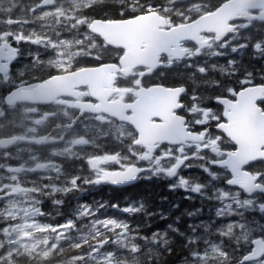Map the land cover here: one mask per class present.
Returning <instances> with one entry per match:
<instances>
[{"label": "flooded vegetation", "instance_id": "af4514ba", "mask_svg": "<svg viewBox=\"0 0 264 264\" xmlns=\"http://www.w3.org/2000/svg\"><path fill=\"white\" fill-rule=\"evenodd\" d=\"M58 2L55 0V6L51 8L56 7ZM201 2L203 0L193 4L185 2L178 6H169V9L181 18L184 17L179 23L175 24L172 21L171 23L178 25L192 21V15L203 13L204 5ZM42 3L43 0H3L0 32L14 34L23 32L25 35L38 32V26L32 19L29 20L28 15H25L27 12H21L20 8L24 5L30 9L28 14H33L46 9L40 8ZM257 14L259 15V12ZM188 17L191 19H187ZM19 24L23 25L21 30L18 28ZM236 25L237 30L225 36L224 41L221 42L211 33H202L198 42L183 41L181 49L185 58L174 60L172 59L174 54L164 55L161 58V65L155 70H152L150 63H141L130 71L122 64L124 49L107 46L94 36L93 38L99 43L95 50L67 61L65 58L68 53L59 54V57L65 59L62 62L58 61L64 65V69L59 73L60 76L83 69L104 68L106 79L113 78V84L104 85L101 89L111 92L108 102L124 107L125 111L119 110L124 111L125 116L128 117L134 116L139 111L138 108L133 109L135 106H144L146 99L152 98L151 89L155 87L179 92L178 94L171 92L169 95L170 98L178 95L176 103L172 104L175 109L170 114L177 120L182 131L190 135L192 138L190 141L178 145L140 142V134L133 126L118 122L104 114L85 111L100 104L99 100L91 95L89 87L80 88L77 98L58 97L63 103L17 106V110L21 113L24 108L30 107H36L37 111L24 115L29 126L26 131L22 128H14L13 135L45 139L48 143L44 145L18 143L9 151H0V163L22 168L21 172L0 169V176L4 177L2 182H9L10 178L15 176L17 182L22 185L34 186L41 190L40 207L46 213L43 217H39L42 223L70 224L71 228L77 229L69 232L76 240L64 241L65 248L62 254L67 250L71 252V249H68L71 243H82V237L88 233L87 230L93 229L94 225L100 228L101 224L98 222L104 218L105 213H111L114 217L113 214L119 213L120 210H124L130 219H136L145 211H155V214L149 215L148 221L142 223L140 228L141 226L157 228L148 234L149 239H152L153 233H156L157 241L169 237L174 242L182 238L168 229V225L183 232L189 222L193 225L200 222L199 213L195 216L188 215L201 208L198 203L203 191H194L197 186L210 187L212 177H216L222 180L229 190H237L230 188L225 182L236 177L222 164L229 159V156L234 155L238 148L223 132V128L230 123L228 115L234 114L233 107L238 95L250 87L264 85V79H261L264 77V50H255L257 43L264 46V22L260 17H253L251 21H239ZM19 48L21 56L11 66L14 72L25 70L27 79L33 76L44 79L57 74L53 71L56 65L48 64L51 51L31 44H20ZM233 48H237L235 53L232 52ZM141 49H146V43ZM218 52L220 54L217 57ZM35 53H39L43 58L40 63L45 67H40L38 64L33 72L26 68ZM3 91L2 89L1 95ZM96 93L102 94L100 90ZM77 99L80 101L79 105ZM172 105L169 109H172ZM258 106L264 112V104L259 102ZM35 120H41L42 123L36 124ZM103 124L106 128L109 127V130H105ZM32 128L36 130L30 131ZM2 136L0 132V137ZM80 138H84L88 143L72 144L73 140ZM213 148L218 149L221 154L218 155ZM89 161L95 162L97 167H92ZM39 164H46L47 167L39 168L37 167ZM128 169L144 170L130 186L142 182L146 186L145 192L151 193L156 191L150 188L162 187V192L156 194L155 201L160 204L158 207L155 205L152 208L147 199H143V194L139 195L138 199L134 198L136 194L128 195L130 198L123 201L110 197L111 191L113 194L115 189L129 186L113 187L104 181L106 176ZM247 172L251 175L264 173V160L249 163ZM243 173L244 168L240 170L239 175ZM76 177H79L77 184L72 185L71 180ZM260 179L264 182V177ZM53 186L64 191L52 193ZM256 195L264 199V194L256 193ZM54 200L63 203L56 204L53 203ZM184 202L186 205H183ZM159 208L160 211L157 212ZM81 211L87 214L79 216ZM244 218H247L249 223H256L257 226L264 225V216L259 211H247ZM130 226L138 229L133 233L140 231L138 225L130 224ZM66 230L67 228L62 229L64 232ZM39 235L45 234L37 233L36 237ZM260 235L262 236L260 239L264 240L263 231ZM88 243L96 244L98 238H92L90 241L88 239ZM56 255L60 253H53L51 258H55ZM51 258L40 260L37 256L30 261L27 256H22L18 264H46Z\"/></svg>", "mask_w": 264, "mask_h": 264}, {"label": "snow or ice", "instance_id": "6c2138e0", "mask_svg": "<svg viewBox=\"0 0 264 264\" xmlns=\"http://www.w3.org/2000/svg\"><path fill=\"white\" fill-rule=\"evenodd\" d=\"M75 8L77 10L81 9V5H84L85 11L89 8L95 7L96 5L91 2V0H72ZM55 0H43L42 7L44 5L54 4ZM118 12L117 15L121 18L119 20L114 19H98L96 17H91V23H89L88 16L77 17L75 14L65 17L70 23L67 27L73 30H78L79 27H84L88 30L99 32L97 25L110 26L114 24L131 23L133 21H142L148 30V41L147 45L150 54L143 60L144 63H149L153 60L159 58L162 51H168L173 45L179 46L180 39L184 37L177 35V25L171 23V19L162 13H167L170 11L167 4L161 2L157 3L156 0H123L122 3L116 5ZM237 11L234 13L235 16L247 17L249 16L248 9H264V0H247V3L236 5ZM190 10V8H189ZM59 13L57 16V24L60 23V17H64L63 11L57 9ZM52 12L46 11L43 17L52 15ZM264 16V11L261 12ZM183 16V14H181ZM41 17V19H43ZM187 19H191L188 17ZM209 23H215V21H210ZM247 26V25H245ZM195 29V25L192 26ZM199 31V29H195ZM56 35H60L59 32ZM11 38V39H9ZM219 38V37H218ZM77 43H82V41H77ZM20 44H31L37 46V48L43 47L48 51L54 52L60 45L66 47H71L72 42L70 40L61 39L58 42L52 41L51 37L47 34L40 35L38 33H33L32 35H24L23 33L14 34L11 32H0V89H3V94L0 95V120L13 118V114L17 111V106L20 104H30L38 105L42 103L59 104L63 101L58 100V97L63 94H67L69 90L74 86L72 80L63 79L59 75L60 71L64 69V65L55 61L53 59L48 60L49 65H56L53 71L57 73L56 75L49 76L47 78L41 79L40 77L33 76L31 79H27V73L25 70L19 72H14L12 69V64L18 60L21 56V51L19 48ZM210 46V45H209ZM247 47V45H243ZM255 50H264V46L260 43L255 45ZM236 48L232 49L235 53ZM99 58V57H94ZM43 58L39 53L32 55V60L30 65L26 69H31V71L36 70V66L39 64L40 67H45L41 64ZM203 71V69H201ZM264 79V77H261ZM35 81V82H33ZM97 100H102V97L93 91L91 93ZM80 104L79 99H77V105ZM261 104H264V99L261 100ZM37 111L36 107L24 108L21 115H29ZM227 116V113H225ZM259 119L264 122V112L259 114ZM36 124H41V120H35ZM35 128L30 129V131H35ZM169 133L180 134L182 129L178 126H171L168 129ZM17 137H13L9 140H0V146H6L12 144ZM88 141L84 138L76 139L72 141L73 145L76 144H87ZM237 144L241 146V152L237 153L233 158L224 161V165L228 167L234 174H238L235 179H228L225 182L229 185L236 187V191L233 193V202L236 205V210H232V204L229 203L225 207L229 210V216H235L237 219L230 220L226 225L229 232L233 231L234 228L239 231H255L251 224L243 219L244 212L246 211H259L262 216H264V199H261L256 193L264 194V182L261 181V177H264V173H258L251 175L247 172V165L251 163L245 153L248 151V145L237 140ZM264 147V146H262ZM71 151V149H67ZM213 151L218 155L221 154L218 149L213 148ZM257 159L264 160V156H259ZM92 167H97V164L93 161H89ZM39 168H46V164L37 165ZM244 168L243 175H239L241 168ZM0 169H4L8 172H21V167L6 166L0 163ZM134 173L132 176L127 177L128 179L134 178ZM171 175V173H170ZM79 177L71 180L72 185L77 184ZM216 179V177H212ZM4 177L0 176V264H18V261L22 256H27L31 261L36 259L37 256L40 260H47L51 258L53 253L59 252L62 254L64 248L61 247V241L71 240L62 229L71 228L70 224L63 225H50L42 223L39 217L46 215L42 211L40 204V192L41 190L34 186H25L17 182V177L12 176L9 182H2ZM100 181H97L99 183ZM118 183L119 181H113ZM28 182H25L27 184ZM47 188V185L45 186ZM64 191L61 188L53 186L51 188L52 193ZM194 191L199 192L200 187L197 186ZM222 192L220 196L221 200L229 197V193L219 190ZM53 203L62 204L63 201L54 200ZM243 210V211H241ZM127 211V209H126ZM200 210L196 212L188 213L189 216H195ZM87 213L81 211V215H86ZM216 217L224 219V208H218L216 210ZM179 220V217H177ZM108 227L109 223L114 224L115 228L123 227L124 231H127V225H121L115 220L111 221H99ZM214 223V221H213ZM203 226L204 233L210 231L211 225L206 224H189L188 229L191 230L192 235H186L180 232L179 229L174 228L172 225H168L167 228L171 229L172 232L177 233L183 239L182 247L187 251V255L182 257L181 264H197L198 261L206 264L208 260V246L212 245V250H216V245L204 236H196V230ZM224 227V225H221ZM264 229V225L259 226ZM115 228L112 229L115 231ZM37 233L45 234L43 238H36ZM47 233H54L53 237L47 235ZM93 238L102 235L96 230L95 225L92 229ZM217 235L226 236L227 233L221 232L217 229ZM156 233H153L152 239L155 240ZM83 243H71L69 247L73 251H78L83 248L86 243H88V236L82 237ZM147 240V237H143ZM117 243L116 240L112 241ZM203 242L205 245L204 249L201 250L200 244ZM109 243V240L105 238L104 240L98 241L96 245L85 253H80L69 257V264H77V262H83L86 259L92 261V264H121L115 257V252H104L103 255H97L105 245ZM165 244L169 245V254L172 251L171 244L173 241L165 240ZM123 247V245H119ZM133 253L138 252L139 248L133 246L130 249H126ZM239 250V248L237 249ZM150 251V250H149ZM34 253L36 255H34ZM226 255V253L224 254ZM255 258L264 259V253L253 252L251 249L249 253L242 256L238 264H250V261Z\"/></svg>", "mask_w": 264, "mask_h": 264}, {"label": "water", "instance_id": "95a60500", "mask_svg": "<svg viewBox=\"0 0 264 264\" xmlns=\"http://www.w3.org/2000/svg\"><path fill=\"white\" fill-rule=\"evenodd\" d=\"M245 3H247V0H230L223 4L214 13L205 16L194 23L177 27V35L184 37L183 39H180L179 44L183 40H196L197 36L201 32H214L219 38L226 36L230 32H233L234 28L230 27L229 24L240 18L239 16L234 15V13L237 11L236 5H243ZM257 10L260 9H248V11ZM262 10L264 11V9ZM260 17L262 20H264V16L260 14ZM210 21H215V23H209ZM193 25H195V29H199V31H195V29L192 27ZM97 28L99 29L98 33L91 30L89 31L94 35L99 36L103 41H105L107 45L117 48H124L126 50V54L122 60V63L130 71L142 63L145 57L150 54L147 45L149 38L148 30L147 26L142 21H133L131 23L114 24L110 26L97 25ZM144 43H146V51L141 49ZM172 47H175L176 50L179 48V46L177 47L175 45ZM171 48L168 51H162L160 56L162 54L172 52ZM159 58L151 61L154 64L152 66L153 69L157 67L156 64L158 63ZM103 70L104 68L86 69L62 76L61 78L63 79L72 80L74 86L67 94L60 96L77 97L78 94L75 93V90L81 87H89L92 93L93 91L97 92L98 90H102L101 88L104 85L111 86L113 84V78L106 79ZM171 92L172 91H166L163 88L152 89V98L146 99L144 106H135L133 109L138 108L139 111L134 116L126 117L124 112L125 110L121 113V109L119 110L117 104L108 102L111 92L101 91L102 94L100 96L102 97V100H99L100 104L95 108H87L85 111L96 114L104 113L119 119L120 121L128 123L129 125L133 126L140 134V142L149 141L152 144L160 143L178 145L182 142L190 141L192 138L183 131L180 134L168 132V129L173 125L181 128L177 120L174 119V117L170 114L171 111L175 109V106L173 105L176 103L178 97V95H175L174 98H170L169 95ZM178 93L179 92H176L175 94ZM262 99H264V86L246 89L238 95V100L236 103H234L233 107L234 114L228 115L230 123L227 127L223 128V132L238 147L236 153L231 155L229 159L241 152V146L236 143V141L239 140L248 145V151L245 153V155L249 160H251V162L262 160L257 159L259 156H264V147H262L264 146V122H261L259 119V114L262 113V111L257 107V103ZM171 105L172 109H169ZM153 120H158L159 122H154ZM180 122L183 123L181 120ZM9 139L11 138L0 140L6 141ZM19 141L29 142L35 145H44L48 143L47 141L41 139L33 140L18 138L12 144L0 146V149L9 150ZM222 165L226 167L224 163ZM143 172L144 170L129 169L122 173L108 175L105 181L109 182L114 187H126L133 185L136 182V178ZM133 173L135 174L134 178L128 179L127 177L132 176ZM231 173L237 178L238 174H234L232 171ZM113 181L119 182L114 183ZM252 251L264 253V241L262 239H256L253 242ZM259 259L261 258H255L251 260L250 263Z\"/></svg>", "mask_w": 264, "mask_h": 264}, {"label": "rangeland", "instance_id": "374dc122", "mask_svg": "<svg viewBox=\"0 0 264 264\" xmlns=\"http://www.w3.org/2000/svg\"><path fill=\"white\" fill-rule=\"evenodd\" d=\"M58 5L54 8H46L43 9V11H36L33 14H28L30 11L29 8L22 5L21 6V12H27L25 14L28 15L29 20L32 19L34 24L38 26V34L44 35L47 34L51 37L52 41L58 42L61 39L70 40L72 42L71 47H66L64 45H60L57 49L54 50L56 55L52 54L49 58L55 60V61H63L66 59L71 58H77V56L83 54V53H89L92 50H95L98 48L99 43L97 40L93 38V36L89 33L88 29L84 27H79L78 30H73L70 27H67V25L70 23L65 17L70 16L72 14H75L78 17V10L75 8L72 0H58ZM100 2L101 0H91L92 3ZM3 0H0V16L1 12L3 11L2 8ZM84 7V5H81V8ZM57 9L64 12L65 16L60 17V23L57 24V16L58 12ZM49 11L53 14L50 16L43 17L44 12ZM43 17V19H41ZM2 18V17H0ZM24 20V19H23ZM25 22V21H22ZM29 22V21H28ZM90 23V20H89ZM248 27V26H247ZM18 28L21 30L23 28V25L19 24ZM59 32L60 35H56V33ZM23 33V32H20ZM24 34V33H23ZM25 35V34H24ZM249 39H252L249 37ZM82 41V43H77V41ZM237 49V48H236ZM63 53L67 55V57L61 58L59 57V54ZM220 54L219 52L216 53V56ZM64 57V56H63ZM218 57V56H217ZM65 61V62H66ZM70 62V61H69ZM2 89H0V95H1ZM27 117L24 115H21V111H16L13 114V118L11 120L4 119L0 120V131L6 130V132L11 133V131L14 130V128H22L26 131V128L29 126L28 122L26 121ZM103 127L105 130H109V127L106 128V125L103 124ZM223 190L229 193V197H226L224 200L220 199V196L222 195V192L219 190ZM200 191H203L201 194L202 196L199 199V202L203 205V208H199V224H210L211 228L208 233H204L203 226L198 228L196 230L195 235L196 236H204L207 239H209L211 242H213L216 245V250H212V245L209 244L208 246V260L206 264H238V261L241 260L242 256L249 252L251 248L252 241L255 238H261L262 236L260 233L264 229H261L259 226H257L256 223H250L252 228H255L256 230L248 231L247 229L244 231H239L234 228L233 231L229 232L226 225L229 223L230 220H235L237 217L235 216H229L228 215V209L225 207V205L231 203L232 204V210H236V205L233 202L232 195L235 191H231L228 188L225 187L224 182L222 180L212 179L210 187H203L200 186ZM199 191V192H200ZM209 205V206H208ZM218 208H224V219H220L216 217V210ZM243 211V210H241ZM85 212V211H84ZM247 212V211H246ZM244 212V215L245 213ZM114 217L111 213H106L104 215V218L101 219V221H111L115 220L117 223L121 225H127V231H124L123 227L115 228L114 224L109 223L108 227H104L103 224H101L100 228H96L97 231L102 233L101 236L96 237L98 238V241L104 240L107 238L109 240V243L105 245L104 249L101 250L100 253H97V255H103L104 252H115V257L118 262H121V264H142V261H145L146 259L149 261H152L153 259H158L161 251L166 249L169 245L164 243V239L162 241H157L156 239H143V235L138 233H133V231H137V228L131 227L128 222H126L123 219V216H126V212L124 210H120L119 213H114ZM128 215V214H127ZM79 216H81V212H79ZM256 216V215H255ZM259 218V217H258ZM243 219L248 222L247 218ZM214 221V223H213ZM249 223V222H248ZM191 224L190 222L188 225ZM221 225H224V227H221ZM115 228V231L112 229ZM217 229H220L221 232L227 233L226 236L217 235ZM77 230L75 228H71L69 230L65 231V233L71 237V240H76V238L69 234L70 231ZM88 233L85 236H88L89 241L93 238L92 229L87 230ZM183 233L186 235H192L191 230L187 228H184ZM50 237H53L54 241V233H47ZM44 235H39L36 238H43ZM84 237V236H83ZM116 240L117 243H113L112 241ZM166 240L172 241L169 237L166 238ZM64 241H61V247H64ZM83 243V242H82ZM93 245L96 244H90L86 243L83 248L79 249L78 251H73L71 247H68V249H71V253L69 254H60L56 255L55 258H51L49 262H55V264H69V257L73 255H77L80 253L88 252ZM123 245V247L119 246ZM133 246H136L139 248L138 252H131L127 251L126 249H130ZM205 245L203 242L200 244L201 250H203ZM239 248V250H237ZM150 250V251H149ZM226 253V255H224ZM148 254H150L148 256ZM146 255L148 257H146ZM145 258V260L141 259ZM47 262L46 264H48ZM77 264H92V261L89 259H86L83 262H77ZM175 264H181V262L175 263ZM197 264H203V262L198 261ZM252 264H264V259L262 261L252 263Z\"/></svg>", "mask_w": 264, "mask_h": 264}, {"label": "trees", "instance_id": "16d2710c", "mask_svg": "<svg viewBox=\"0 0 264 264\" xmlns=\"http://www.w3.org/2000/svg\"><path fill=\"white\" fill-rule=\"evenodd\" d=\"M223 0H220V2ZM123 0H104L102 2L96 3L95 7L89 8L87 11L83 10L81 12L82 16H88L91 20V17H96L98 19H120V17H117V12L118 9L116 7L117 4L122 3ZM157 3H169L171 0H156ZM145 184L144 183H138L135 186H129L123 189H115L114 193L111 194L110 192V197L112 198H119V201L123 200H128L130 197L128 195L131 194H136L134 198L138 199L140 196H143V199H147L148 204L152 206V208L158 207L160 204H158L155 200L156 194L162 192V187H152L150 189L155 190L156 192H145ZM145 192V193H144ZM109 197V198H110ZM152 200V201H151ZM202 204V203H201ZM183 205H186V202L183 203ZM151 208V209H152ZM160 211V208L157 210V212ZM187 211V210H186ZM145 214V215H144ZM155 214V211L150 210V211H145V213L138 215L136 219H130L128 216H123V219L128 222L129 224H132L134 226H139L142 223H146L148 221V216ZM137 224V225H136ZM157 228H153L152 226L150 227H145L141 226L140 231H138L139 234L144 235L145 237L149 236L152 231H154ZM183 245V239H177L171 244L172 251L169 254L168 248L169 246L161 251V254L159 258L153 259L152 261L145 260V258H141L145 261H142V264H175L178 262H181L182 257L187 255V251L182 247ZM150 254H148L149 256ZM146 255V257H148Z\"/></svg>", "mask_w": 264, "mask_h": 264}]
</instances>
